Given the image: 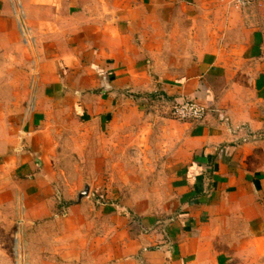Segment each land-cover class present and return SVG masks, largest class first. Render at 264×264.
Here are the masks:
<instances>
[{
    "label": "crops",
    "instance_id": "obj_1",
    "mask_svg": "<svg viewBox=\"0 0 264 264\" xmlns=\"http://www.w3.org/2000/svg\"><path fill=\"white\" fill-rule=\"evenodd\" d=\"M19 31L32 93L7 119L0 170L25 232L58 211L95 213L90 264H264V0H0V42ZM192 101L210 109L202 122L166 115ZM68 152L103 188L67 207ZM130 167L154 172L150 198L123 192ZM27 244V263L45 264Z\"/></svg>",
    "mask_w": 264,
    "mask_h": 264
},
{
    "label": "rangeland",
    "instance_id": "obj_2",
    "mask_svg": "<svg viewBox=\"0 0 264 264\" xmlns=\"http://www.w3.org/2000/svg\"><path fill=\"white\" fill-rule=\"evenodd\" d=\"M19 37L17 42L11 41L10 44L0 42V154L3 149L2 145L7 138L8 117L28 108L26 104L32 93L34 59L28 51L29 48L24 45V37L21 31H19ZM30 50L33 51V47H30ZM172 108L167 110L166 115L175 120L172 116ZM152 151L154 152V150ZM151 158L154 156L147 152L143 154L142 160L148 165ZM84 160L85 157L81 159L68 152L57 165V171L61 172L60 193L63 204L67 207L76 202V195L84 190L88 184L94 188V193L99 188H103L102 181L99 182L97 179L89 181L83 175L91 171L79 168L80 165H85V162L81 163ZM158 160L157 165L160 166L163 162L160 155ZM131 163L133 164L132 161ZM112 172L116 175V179L125 172L132 175V178L128 180L134 184L123 188V192L126 191L125 194L128 198H133L135 195L141 198H150L151 193L156 189L150 182L153 171L146 169L138 171L130 167L125 172L119 170ZM134 172L137 176H133ZM138 175H141L140 179ZM108 182L109 180H107ZM120 188L122 189V187L113 184L108 190L112 191L113 189V193L118 194ZM15 191L14 181L4 171L0 170V264H21L22 255L24 256L22 264H28V251L24 247H27L29 242L33 247L29 250V254L36 263L38 259L46 258L45 264H55V257L59 259L58 261L61 259L62 264H88L91 262L92 241L96 237H100L103 225L102 218L100 219L94 213L88 221L86 215H78L73 218L58 211V217L37 224V227L40 225L46 227V230L40 232L34 228L32 231L25 232L23 206ZM105 201L107 200L104 198L100 203L105 204ZM56 242H61L62 246L56 248ZM17 243H19L17 248L20 246L19 250L16 249Z\"/></svg>",
    "mask_w": 264,
    "mask_h": 264
},
{
    "label": "built area",
    "instance_id": "obj_3",
    "mask_svg": "<svg viewBox=\"0 0 264 264\" xmlns=\"http://www.w3.org/2000/svg\"><path fill=\"white\" fill-rule=\"evenodd\" d=\"M258 0H232L235 8L243 10L256 5ZM210 109L199 102H184L172 108V116L181 122H202L205 120Z\"/></svg>",
    "mask_w": 264,
    "mask_h": 264
},
{
    "label": "water",
    "instance_id": "obj_4",
    "mask_svg": "<svg viewBox=\"0 0 264 264\" xmlns=\"http://www.w3.org/2000/svg\"><path fill=\"white\" fill-rule=\"evenodd\" d=\"M89 194V187L87 186L79 195V200L87 198Z\"/></svg>",
    "mask_w": 264,
    "mask_h": 264
}]
</instances>
